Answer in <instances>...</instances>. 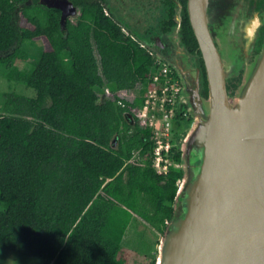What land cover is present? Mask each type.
I'll use <instances>...</instances> for the list:
<instances>
[{
    "label": "trees",
    "instance_id": "1",
    "mask_svg": "<svg viewBox=\"0 0 264 264\" xmlns=\"http://www.w3.org/2000/svg\"><path fill=\"white\" fill-rule=\"evenodd\" d=\"M70 1L81 15L62 28L58 8L0 0V75L36 92L8 91L0 100V247L41 264H127L130 224L140 221L164 236L183 171L158 173L151 129L127 117L141 106L157 57L125 36L94 0ZM179 1L181 36L195 52L187 0ZM37 40L39 55L26 54L23 44ZM19 58L30 67L15 66ZM202 80L207 98L204 68ZM137 84L141 95L133 101L118 96ZM105 87L113 99L101 96ZM187 113L174 120L177 163L178 142L193 122ZM156 255H144V264H156Z\"/></svg>",
    "mask_w": 264,
    "mask_h": 264
},
{
    "label": "water",
    "instance_id": "2",
    "mask_svg": "<svg viewBox=\"0 0 264 264\" xmlns=\"http://www.w3.org/2000/svg\"><path fill=\"white\" fill-rule=\"evenodd\" d=\"M40 3L62 11V28L77 13L70 0ZM230 5V0H187L208 97L200 93L198 73L194 86L185 88L196 121L180 140L183 177L156 264H264V43L233 98L226 85L232 70L209 29L217 11L229 12ZM127 117L135 123L131 112Z\"/></svg>",
    "mask_w": 264,
    "mask_h": 264
},
{
    "label": "flooded vegetation",
    "instance_id": "3",
    "mask_svg": "<svg viewBox=\"0 0 264 264\" xmlns=\"http://www.w3.org/2000/svg\"><path fill=\"white\" fill-rule=\"evenodd\" d=\"M94 1L125 36L133 39L149 54L164 61L171 73L178 78L182 86L183 100L180 110L188 106L185 88L188 84L194 86L198 73L202 94L205 65L199 45L195 52H191L183 42L181 27L184 7L179 0ZM237 3L241 5L238 11L234 8ZM251 3L253 7L249 9L248 5ZM230 4L229 12L227 9L217 11L216 21L209 29L216 46L222 52V60L229 59L232 62V72L239 77L243 76L264 43V3L263 0H230ZM76 8L77 13L68 16L71 23H76L81 15V9ZM256 16L259 17V24L254 19ZM219 27L225 28L229 33L228 40L224 39L225 42L220 39L222 36L219 34ZM226 85L229 89L231 79L227 78Z\"/></svg>",
    "mask_w": 264,
    "mask_h": 264
},
{
    "label": "built area",
    "instance_id": "4",
    "mask_svg": "<svg viewBox=\"0 0 264 264\" xmlns=\"http://www.w3.org/2000/svg\"><path fill=\"white\" fill-rule=\"evenodd\" d=\"M146 82L143 102L141 106L133 108L131 113L140 125L151 129V140L154 146L153 165L158 173L166 174L170 167L181 169V163L174 162L171 158V151L177 146L174 137V120L177 115L187 117L188 110L185 108L180 110L179 106L183 102L182 86L178 78L171 73L161 59L154 60ZM140 90L141 85L137 84L134 89L121 90L118 96L131 102L141 95ZM132 91L136 94H133ZM101 96L113 99V95L107 87L104 88ZM181 181L182 179L178 180V188Z\"/></svg>",
    "mask_w": 264,
    "mask_h": 264
},
{
    "label": "rangeland",
    "instance_id": "5",
    "mask_svg": "<svg viewBox=\"0 0 264 264\" xmlns=\"http://www.w3.org/2000/svg\"><path fill=\"white\" fill-rule=\"evenodd\" d=\"M236 5L237 6L234 7L235 10L236 11L240 10L241 5H239L238 3ZM218 29L220 32L219 34H221L222 38L219 36V34L218 37H220V39L223 42H225L224 39L228 40L229 33L226 32V29L223 27H219ZM42 48H43V43L41 40L26 41L22 46V49L26 52V54L34 55V56H38ZM224 62L226 63V68L231 71L232 62L229 59ZM252 62L249 64V66L252 64ZM14 64L19 69H25L30 67L31 62L29 60H24L23 58H19L14 61ZM249 66H247V68L245 69L243 76L238 77L236 76V73L233 72L230 73L228 78L234 80L235 82L232 91L233 98L239 95L241 87L246 81ZM8 91H14L16 93L28 97H33L36 94L34 89L26 87L24 84L18 83L16 81H9L6 78V76L0 75V100H2V94ZM132 92L133 94H136V92L134 91ZM128 93L130 94V92ZM118 94H120V92ZM187 109L190 112L189 105L187 106ZM195 121L196 120L193 117V122L191 125H193ZM186 132L184 134H186ZM178 146L180 148V141L178 142ZM181 152L183 153V150H181ZM0 208H2V206H0ZM163 238L164 236L155 234L150 230H148L140 221L138 223L135 222L131 223L123 241V245L128 251V255H129V261L127 262V264H144L145 262L144 255L147 256L149 254H153L155 251L157 252L156 256L158 258L160 251V244ZM0 264H41V261L39 259L29 258L16 254L12 251L0 247Z\"/></svg>",
    "mask_w": 264,
    "mask_h": 264
},
{
    "label": "bare ground",
    "instance_id": "6",
    "mask_svg": "<svg viewBox=\"0 0 264 264\" xmlns=\"http://www.w3.org/2000/svg\"><path fill=\"white\" fill-rule=\"evenodd\" d=\"M252 28H253V25L251 26V28L249 29L250 31L252 30Z\"/></svg>",
    "mask_w": 264,
    "mask_h": 264
}]
</instances>
